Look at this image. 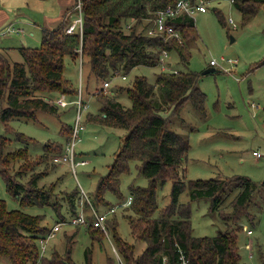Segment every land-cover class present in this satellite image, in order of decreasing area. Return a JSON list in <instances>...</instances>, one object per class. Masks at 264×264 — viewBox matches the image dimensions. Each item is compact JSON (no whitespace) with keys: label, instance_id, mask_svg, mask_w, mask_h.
<instances>
[{"label":"trees","instance_id":"1","mask_svg":"<svg viewBox=\"0 0 264 264\" xmlns=\"http://www.w3.org/2000/svg\"><path fill=\"white\" fill-rule=\"evenodd\" d=\"M80 1L82 36L66 33L68 14L73 9L70 6L55 27L44 28L38 47L21 48L23 62H12L0 47V126L3 125L6 131L14 119H36L40 111L56 114V103L45 99H49L48 96L59 93L75 99L79 91L82 95L83 87L74 86L63 72L65 58L70 57L81 67L88 64V76L94 82H101L118 74L123 76L137 65L157 66L162 50L176 55L178 62L186 65L190 58L188 46L199 39L195 19L187 14L172 21L180 30L182 41L146 34L154 12L176 0ZM232 6L240 12L241 21L247 23L264 6V0H233ZM214 10L218 21L226 25L221 9L215 7ZM145 18L150 19L145 23L147 27L138 29ZM130 22V27L126 28ZM199 78L198 72L181 69L177 72L161 70L154 83L145 76L136 75L130 86L121 85L115 94H108V90L101 87V94L97 96L98 111L87 116L93 123L120 127L125 132L108 171L99 177L87 201L99 213L109 211L104 224L124 264H182V256L187 260L186 264H241L237 247L240 219L243 216L248 220L254 218L250 208L257 204L255 197H261L264 181H254L246 175L188 179L182 173L191 145L187 137L171 128L170 121L179 116L181 105L188 100L205 115ZM104 90L107 92L103 93ZM121 91H126L132 101L130 107L116 98ZM63 131L67 134L66 140L70 141L72 127ZM15 135L16 140L20 138L23 142L28 138L19 133ZM8 140L9 137L0 133V175L10 196L20 206H50L64 218L60 200L52 201L55 184L51 183L48 188L38 185V179L45 171L34 172L23 181L20 172L32 167L34 161L29 160L27 148L5 151ZM58 145L63 148V144ZM50 146L51 143L46 145L51 149ZM22 159L23 169L12 172L11 164ZM133 160L138 162V172L147 178V184L131 183L128 187L131 201L123 205L129 196L124 197L121 193L119 176L129 172V161ZM167 180L171 181L170 199L164 212L156 215L159 209L157 188ZM184 189L188 191L189 201L206 198L209 210L217 211L224 228L212 236H193L189 204L179 202ZM78 195L81 194L75 187L65 196L70 210L76 214L80 212L75 204ZM108 195H112L116 203L110 202ZM225 199L226 205H223ZM117 209L128 211L125 218L132 237L145 242V247L137 254L134 244L118 233ZM45 216L44 212L33 214L21 208L8 209L5 199L0 197V264H77L69 251L53 253L49 257L41 254L39 239L53 227L43 222ZM86 218L92 220L94 213L86 214ZM85 228L92 243L107 238L99 226L89 224ZM73 237L68 238L71 243ZM91 249L90 246L84 250L85 264L92 262ZM108 264H112L110 257Z\"/></svg>","mask_w":264,"mask_h":264},{"label":"rangeland","instance_id":"2","mask_svg":"<svg viewBox=\"0 0 264 264\" xmlns=\"http://www.w3.org/2000/svg\"><path fill=\"white\" fill-rule=\"evenodd\" d=\"M71 3L72 0H63L61 4L58 0H0V47L4 56L12 62H23L21 48L38 47L44 28L56 26L54 18L60 15L61 8L66 9ZM74 3L75 1L72 7ZM207 6L206 12H196L193 15L199 39L188 46L190 58L186 65L178 62L176 55L168 52V59L161 62V65H137L125 74V78L122 74L111 78L108 94H115L121 85L130 86L136 75L145 76L150 83H154L156 74L161 70L198 72L199 88L205 99V115L188 100L181 105L179 116L170 121L171 128L187 137L191 145L182 173L188 179L246 175L261 182L264 181V6L247 23L241 21L240 12L228 0H211ZM215 7L223 12L226 25L218 21ZM76 15V11L72 9L69 21ZM228 17L236 23L235 28L226 21ZM148 20L149 18H145L138 29L147 27L145 23ZM212 59L216 63L210 64ZM228 59L233 61L229 62ZM63 72L74 86L83 87V101L88 99V106L80 115L84 127L78 131V139L74 145L76 160H85L86 165H76L73 169L70 164L53 160L66 151L69 140H66L67 134L63 130L74 127L77 114V105L74 103L67 106L56 104V114L40 111L36 119H14L10 121L7 131L3 125L0 126V133L10 138L4 146L5 151L27 148L29 160L34 161L32 167L20 172L23 173V181L34 172L45 171L38 179V185L48 188L51 183L55 184L52 201L60 200L65 219L57 215L50 206H20L8 193L1 175L0 197L5 199L8 209L21 208L33 214L44 212L46 216L43 222L47 226L60 225L53 237L46 238L47 244L41 254L49 257L53 253L64 254L69 251L74 262L85 264L84 250L91 246V264H108V257L112 264H119L120 255L116 253L110 234L105 232L107 238H103L101 242L94 240L92 243L85 226L79 227V223L72 219L81 211L86 217V214H93L98 210H93L90 203V207L88 206L89 192L94 190L99 177L108 171L125 132L120 127L89 121L88 114H95L100 106L97 96L101 94L103 81L94 82L88 76V64L81 67L70 57L65 58ZM158 93L157 88V98ZM57 96L62 95L55 93L45 99L54 104L53 100ZM64 97L68 101L73 98ZM116 98L126 107L132 105L126 91H121ZM16 133L27 135L26 143L20 138L16 140ZM49 143L51 149L46 147ZM59 143L63 144V148ZM256 150L261 156L253 155L252 152ZM41 156L43 157L40 159ZM23 162V159L14 161L11 171L22 170ZM129 162V172L119 176L120 191L124 197L129 196L128 187L131 183L147 184V178L138 172V162ZM75 187L81 194L75 201L77 212L80 211L78 214L70 210L65 198L66 193H70ZM260 189L261 197L257 195V204L250 208L254 218L248 220L243 216L240 219L237 247L241 264H264V185ZM170 190L169 180L157 188L159 209L156 215L164 212L163 208L170 199ZM108 199L112 203L117 201L112 195H108ZM179 202L189 204L193 236H212L218 229L224 228L217 211L209 210L206 198L189 201L188 191L184 189L180 193ZM223 205H226V199ZM126 213L128 211L125 209H117L115 213L118 233L134 244V253L137 254L145 247V242L132 237ZM111 217L112 215L109 218ZM247 229L251 232L247 233ZM72 235L73 243L68 240Z\"/></svg>","mask_w":264,"mask_h":264},{"label":"built area","instance_id":"3","mask_svg":"<svg viewBox=\"0 0 264 264\" xmlns=\"http://www.w3.org/2000/svg\"><path fill=\"white\" fill-rule=\"evenodd\" d=\"M211 0H176L174 4H167L166 6L160 7L158 10L154 12V16L151 19L150 26L146 30V34L149 36H162L164 39L167 38H174L178 39L179 41H182L183 38L181 36L180 30L172 23V21L180 16L187 14L188 16H193L196 12L198 13H204L208 9V3ZM231 4L233 0H228ZM74 11H76V16L69 21L66 33H79L80 36L83 34V18H82V10H81V1L76 0L73 6ZM150 20V19H149ZM132 22V21H131ZM130 24H127L126 28H129ZM227 22H229L233 28L236 27V23L233 21L231 17L227 18ZM8 28V27H7ZM8 30V29H7ZM81 51V49H79ZM168 51L162 50L161 57H160V65L161 62H164L168 59ZM229 62L233 61L228 59ZM216 63L215 60H210V64ZM178 70V69H177ZM177 70H169V71H175ZM168 71V70H167ZM125 78V75L122 76ZM110 85V80H105L102 83V87L107 89ZM54 103L60 105V106H67L71 103H74L77 105V114L76 119L74 122V127L72 128V136L68 144L66 145L65 149L66 151L62 154H59L53 158L54 162H62L70 164L71 168L75 169L76 165H86L85 160H76V151L74 148L75 142L78 139V131L83 129L82 124V118H81V112L83 110H86L88 106V102L83 101L82 95L80 91L77 94V97L75 99H72L70 101L66 100L63 96H57L55 100H53ZM252 106H255V104H252ZM257 106V105H256ZM254 156H261V153L256 150L252 152ZM131 201V197L129 196L128 199L123 203V205H128ZM114 209L110 210L112 212ZM109 211H106L104 213H99L97 211L94 212V218L92 220H87L84 213L81 211L77 216L72 219L73 222H78L81 225L89 226V224H93L95 226H99L104 232H107L106 224H104V220L107 217V213ZM60 225H55L51 228L50 232L44 237L40 238V246H41V252H43L44 248L46 247V238L53 237L57 230L59 229ZM251 230H248V233H250ZM182 264H186L187 260L182 256ZM119 264H124L123 261L119 258Z\"/></svg>","mask_w":264,"mask_h":264},{"label":"crops","instance_id":"4","mask_svg":"<svg viewBox=\"0 0 264 264\" xmlns=\"http://www.w3.org/2000/svg\"><path fill=\"white\" fill-rule=\"evenodd\" d=\"M63 0H58V2L61 4V2H62ZM73 0H72V3L66 8V9H64V7L63 8H61V10H60V15H58L57 17H55L54 18V20L53 21H55V23L54 24H58L60 21H61V19H62V15L66 12V10H68V8L70 7V6H72V4H73ZM64 9V10H63ZM68 16L70 17L71 16V12L68 14ZM194 17V16H193ZM58 19H59V21H58ZM58 22V23H57ZM51 27V26H50ZM55 27V26H54ZM53 28V27H52ZM5 32V31H4ZM86 101H88V99H86L85 100V102ZM248 230H250V229H247V233H248Z\"/></svg>","mask_w":264,"mask_h":264},{"label":"water","instance_id":"5","mask_svg":"<svg viewBox=\"0 0 264 264\" xmlns=\"http://www.w3.org/2000/svg\"><path fill=\"white\" fill-rule=\"evenodd\" d=\"M233 39V38H232Z\"/></svg>","mask_w":264,"mask_h":264}]
</instances>
